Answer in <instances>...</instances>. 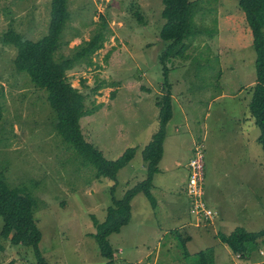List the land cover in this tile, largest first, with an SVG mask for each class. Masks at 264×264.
Wrapping results in <instances>:
<instances>
[{
	"label": "rangeland",
	"instance_id": "obj_1",
	"mask_svg": "<svg viewBox=\"0 0 264 264\" xmlns=\"http://www.w3.org/2000/svg\"><path fill=\"white\" fill-rule=\"evenodd\" d=\"M67 1L70 18L54 54L57 60L72 57L98 32L105 38L102 48L66 72L84 96L83 133L112 160L136 146L117 172L113 196L121 198L145 178L141 150L159 129L156 102L167 82L173 113L158 165L172 163V157L184 163L189 155L183 151L203 143L206 199L216 185L219 195L231 200L222 225L213 217L223 215V206L215 209L211 201L212 219H196L187 194L179 204L180 197L172 193L180 187L178 167L156 173L151 193L157 197L162 189L164 198L160 202L158 196L155 206L143 192L132 198L129 223L108 236L112 264H192L200 250L209 264H264V243H250L251 257L243 260L217 237L237 226L264 228V151L249 112L256 53L238 0H192L198 32L186 40L182 57L167 62V76L160 60L168 44L159 37L161 0ZM50 8L51 0H0V36L13 29L23 38L40 39L48 30ZM15 55L13 45L0 42V172L9 186L37 199L39 247L49 264H103L93 219L103 221L113 203L111 181L96 178L95 167L62 139L46 90L15 67ZM169 196L175 199L168 202L175 215L168 220L162 201ZM2 225L0 216V264H38L31 248L1 236ZM182 238H188L184 246Z\"/></svg>",
	"mask_w": 264,
	"mask_h": 264
},
{
	"label": "trees",
	"instance_id": "obj_2",
	"mask_svg": "<svg viewBox=\"0 0 264 264\" xmlns=\"http://www.w3.org/2000/svg\"><path fill=\"white\" fill-rule=\"evenodd\" d=\"M161 1L163 4L161 16L164 22L160 28L159 37L168 44L160 60L163 63V75L167 76V62H170L172 57H182L188 48L186 40L198 32L194 22L196 2L192 0ZM238 5L250 29L256 53V79L250 90L249 112L259 129L258 142L264 151V0H238ZM69 18L68 1L51 0L46 35L33 41L9 29L0 36V42L16 48L15 67L19 71H25L35 86L46 90L47 100L56 116L55 129L62 139L95 167L96 178H106L111 181L110 194L113 203L107 206L103 221L93 219L95 232L92 235L98 244L100 255L106 259L103 264H112L114 250L108 236L119 232L123 225L129 223L132 198L138 192H143L150 204L155 206V199L151 193L152 180L153 176L159 172L158 163L163 155L165 127L173 113L172 94L170 85L166 82L164 93L156 102L159 129L141 150L142 159L146 164L145 178L129 186L121 198H115L113 191L117 172L134 156L136 147L126 148L118 158L112 160L107 158L100 149L94 147L83 133L81 118L86 113L84 96L67 80L66 72L76 63L89 58L102 48L105 38L104 34L98 32L91 39L83 42L72 57L57 60L54 54ZM1 118L0 107V120ZM38 205L37 199L22 187L9 186L5 176L0 172V216L3 219L1 236L8 239L12 245L31 248L38 264H49L42 256L39 247L42 232L34 216ZM217 237L235 257L249 260L251 257L249 244L264 243V228L248 231L242 226H237L229 233L218 232ZM187 239L180 240L182 246ZM184 249L183 253L188 255L187 249ZM196 255L197 258L192 264H209L208 256L202 250Z\"/></svg>",
	"mask_w": 264,
	"mask_h": 264
},
{
	"label": "built area",
	"instance_id": "obj_3",
	"mask_svg": "<svg viewBox=\"0 0 264 264\" xmlns=\"http://www.w3.org/2000/svg\"><path fill=\"white\" fill-rule=\"evenodd\" d=\"M203 144V143H202ZM201 143L193 147L192 154L187 162L188 178L186 194L192 213L196 219L210 220L213 209L204 198V147ZM201 222H199L200 224Z\"/></svg>",
	"mask_w": 264,
	"mask_h": 264
},
{
	"label": "crops",
	"instance_id": "obj_4",
	"mask_svg": "<svg viewBox=\"0 0 264 264\" xmlns=\"http://www.w3.org/2000/svg\"><path fill=\"white\" fill-rule=\"evenodd\" d=\"M193 144L194 143H192L191 145H190V147L187 149V151H183V154H188L189 156V158H190V156H191V154H192V149H193ZM136 147V146H135ZM172 158H174L173 160H170V162H172V163H170V164H167V165H163V164H161L160 166H159V173H161V172H163V171H168L169 170V168L171 167V166H173V168H175L176 169V166L178 167V175H180L181 176V180H180V182H179V185H180V187L179 188H177L176 190H174L172 193L173 194H175V196L176 195H178L179 197H180V201H179V204L181 203V204H183L185 201H187V199L185 198V196L183 195V194H185L186 195V193H185V191H186V178H187V174H188V169H187V162H188V160H189V158H186L185 159V162L183 163L182 161H183V158L181 157V158H178V157H172ZM205 159V158H204ZM154 185V184H153ZM155 186H157V185H155ZM162 187V186H161ZM160 187V188H161ZM218 186H216V185H214L213 186V191L215 192V193H213V196L211 195V194H208V197H207V199H206V194H205V191H204V198H205V200H206V202L210 205V206H212V204H210L209 202L211 201L213 204H215V209L217 208L218 209V207H222L223 208V210H224V213H223V215H222V213L221 214H218L217 213V218H216V216H214L213 217V220H214V223H216V224H218V225H222L223 224V221L225 220V218H226V214H225V211H226V207L228 206V203L230 204V202H231V200H226V199H224L223 198V196H220L219 195V191L220 190H218ZM158 192H161L160 194H158V198H159V201H160V199H163L164 197H162V196H160L161 194H162V189H158ZM154 197V199H155V201H157L156 200V198L157 197H155V196H153ZM227 198V197H226ZM171 197L169 196V198H167L166 200H163L162 201V205H167L168 206V202H172V203H174V201H175V199H174V201H171ZM208 200V201H207ZM239 199H235L233 202H234V204L236 203V201H238ZM161 202V201H160ZM246 202V201H245ZM156 204V203H155ZM183 206V205H182ZM168 210H167V212H166V215H167V217H168V220L169 219H173L174 218V211H173V209H171L169 206H168ZM170 210V211H169ZM214 212V211H213ZM232 231V230H231ZM231 231H229V232H231ZM228 232V233H229ZM216 234V233H215ZM144 259V258H143ZM143 259H140L139 261L140 262H142L143 261Z\"/></svg>",
	"mask_w": 264,
	"mask_h": 264
}]
</instances>
